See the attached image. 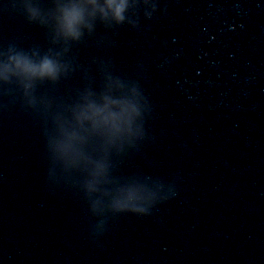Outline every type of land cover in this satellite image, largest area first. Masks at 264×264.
Returning a JSON list of instances; mask_svg holds the SVG:
<instances>
[{
    "label": "water",
    "instance_id": "obj_1",
    "mask_svg": "<svg viewBox=\"0 0 264 264\" xmlns=\"http://www.w3.org/2000/svg\"><path fill=\"white\" fill-rule=\"evenodd\" d=\"M0 264H264V0H0Z\"/></svg>",
    "mask_w": 264,
    "mask_h": 264
},
{
    "label": "clouds",
    "instance_id": "obj_2",
    "mask_svg": "<svg viewBox=\"0 0 264 264\" xmlns=\"http://www.w3.org/2000/svg\"><path fill=\"white\" fill-rule=\"evenodd\" d=\"M43 70H44V71H47V72H52V71H54L52 65H51L50 63H48V62H46L45 65L43 66Z\"/></svg>",
    "mask_w": 264,
    "mask_h": 264
}]
</instances>
